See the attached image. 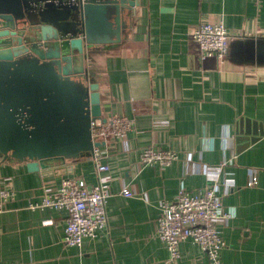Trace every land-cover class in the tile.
Returning a JSON list of instances; mask_svg holds the SVG:
<instances>
[{
    "label": "crops",
    "instance_id": "1",
    "mask_svg": "<svg viewBox=\"0 0 264 264\" xmlns=\"http://www.w3.org/2000/svg\"><path fill=\"white\" fill-rule=\"evenodd\" d=\"M132 1V0H127ZM131 28L119 44L88 51L87 66L107 111L130 121L123 143L32 172L27 162L0 158V264H211L192 239L169 262L158 236L159 202L184 188L215 187L236 215L218 225L222 264H264V68L203 61L193 39L202 23H221L232 37L264 34V0H135ZM148 147L178 156L168 167L143 165ZM217 175L206 167L221 166ZM253 177L258 178L251 185ZM65 178L108 185V225L80 247L63 243L68 212L30 208ZM128 191L132 196H124Z\"/></svg>",
    "mask_w": 264,
    "mask_h": 264
},
{
    "label": "water",
    "instance_id": "2",
    "mask_svg": "<svg viewBox=\"0 0 264 264\" xmlns=\"http://www.w3.org/2000/svg\"><path fill=\"white\" fill-rule=\"evenodd\" d=\"M135 0H0V158L32 172L105 156L125 136L88 51L119 44ZM203 61L264 68V34L232 37Z\"/></svg>",
    "mask_w": 264,
    "mask_h": 264
},
{
    "label": "built area",
    "instance_id": "3",
    "mask_svg": "<svg viewBox=\"0 0 264 264\" xmlns=\"http://www.w3.org/2000/svg\"><path fill=\"white\" fill-rule=\"evenodd\" d=\"M231 38L221 23H202L193 32V39L199 45V50L209 54L220 49ZM120 123L125 136V131L132 127V123L126 119H122ZM92 157L99 174L108 170L100 155L94 154ZM177 159L175 153L153 147L145 148L140 155L141 164L159 165L163 168L170 166ZM234 159L233 156L221 166L206 167L205 172L219 175L223 167ZM257 182L258 178L253 177L251 185H256ZM0 195L4 202L14 196L6 189H3ZM122 195L132 196L128 191L122 192ZM108 198V185L102 179L95 185L86 186L74 178H65L55 192L45 194L41 202L31 204L30 208L67 211L68 220L63 243L68 247H80L85 238H95L99 231L107 228ZM159 209L158 236L166 244L169 262L179 259L180 243L192 239L206 252L211 264H222L221 253L226 243L218 225L229 220L231 215L225 211L222 198L217 194L215 187L206 188L196 195L182 188L173 201L159 202Z\"/></svg>",
    "mask_w": 264,
    "mask_h": 264
},
{
    "label": "clouds",
    "instance_id": "4",
    "mask_svg": "<svg viewBox=\"0 0 264 264\" xmlns=\"http://www.w3.org/2000/svg\"><path fill=\"white\" fill-rule=\"evenodd\" d=\"M228 211H229V213H230L231 215H233V216L236 215V208H235V207H230V208L228 209Z\"/></svg>",
    "mask_w": 264,
    "mask_h": 264
}]
</instances>
